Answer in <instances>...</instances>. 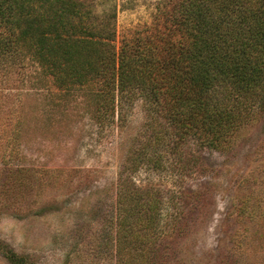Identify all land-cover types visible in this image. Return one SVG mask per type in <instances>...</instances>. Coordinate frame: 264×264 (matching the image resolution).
<instances>
[{"label": "rangeland", "instance_id": "1", "mask_svg": "<svg viewBox=\"0 0 264 264\" xmlns=\"http://www.w3.org/2000/svg\"><path fill=\"white\" fill-rule=\"evenodd\" d=\"M80 1L95 17L116 14L120 43L150 34L171 2ZM27 64L0 71V264L13 255L26 264H118V183L139 152L145 104L127 105L123 121L117 113L102 129L90 89L61 91ZM201 155L186 178L148 164L132 177L141 189L161 188L166 201L174 193L187 212V232L167 239L171 264H264V113L227 152Z\"/></svg>", "mask_w": 264, "mask_h": 264}, {"label": "trees", "instance_id": "2", "mask_svg": "<svg viewBox=\"0 0 264 264\" xmlns=\"http://www.w3.org/2000/svg\"><path fill=\"white\" fill-rule=\"evenodd\" d=\"M168 4L150 34L120 43L116 14L95 17L80 0H0L2 73L32 62L61 91L90 89L102 129L117 113L123 121L127 105L145 104L139 152L118 183V264H171L167 239L187 232L174 193L167 202L161 188L132 181L140 167L168 166L186 178L201 153L227 152L264 113V0ZM167 203L174 209L166 215Z\"/></svg>", "mask_w": 264, "mask_h": 264}]
</instances>
